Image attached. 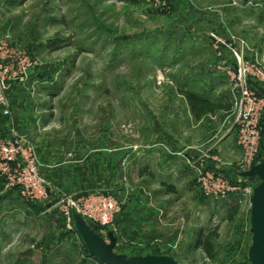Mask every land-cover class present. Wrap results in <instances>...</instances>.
I'll use <instances>...</instances> for the list:
<instances>
[{"label":"rangeland","instance_id":"374dc122","mask_svg":"<svg viewBox=\"0 0 264 264\" xmlns=\"http://www.w3.org/2000/svg\"><path fill=\"white\" fill-rule=\"evenodd\" d=\"M0 37L37 63L8 80L13 122L0 114V264H103L80 221L128 258L249 262L252 206L206 198L196 166L241 161L222 143L223 69L236 53L264 67V0H0ZM182 92L230 109L197 121ZM30 148L41 181L23 188ZM214 232L209 258L197 242Z\"/></svg>","mask_w":264,"mask_h":264},{"label":"built area","instance_id":"2783aa9c","mask_svg":"<svg viewBox=\"0 0 264 264\" xmlns=\"http://www.w3.org/2000/svg\"><path fill=\"white\" fill-rule=\"evenodd\" d=\"M235 57L236 61L223 69L229 78L233 97L230 129L227 133L235 135L238 147L242 151V158L237 167L233 168L230 177L208 170L199 163L196 166L197 182L206 198L222 200L238 196L240 203L248 202L252 206V197L257 186L250 178H242L239 174L248 172L264 158V96L252 85L256 83L264 87V67L257 63L255 65L247 63L238 53ZM36 65L29 55L21 52L16 45L10 44L6 38L0 37V114L11 123L13 122L9 97L11 85H8V80H15L19 75L26 78L27 72ZM29 150L30 153L25 155L24 166L20 165L23 170L22 174H19V185L24 186L23 188H36V182L40 180L38 161L35 151L31 148ZM14 159L8 160L11 162ZM111 203L104 202L98 211V215L105 221H109L120 211L117 203Z\"/></svg>","mask_w":264,"mask_h":264},{"label":"water","instance_id":"95a60500","mask_svg":"<svg viewBox=\"0 0 264 264\" xmlns=\"http://www.w3.org/2000/svg\"><path fill=\"white\" fill-rule=\"evenodd\" d=\"M252 85L264 96V88L262 86L256 83H252ZM239 176L250 179L256 178L260 181L252 197L251 226L253 243L250 249L249 262L241 264H264V158L260 164L254 166L248 172L239 174ZM78 223V230L84 237L88 251L103 264H180L169 256H138L128 258L124 255H118L114 251V239L113 243L108 245L93 233L84 222L80 221Z\"/></svg>","mask_w":264,"mask_h":264},{"label":"trees","instance_id":"16d2710c","mask_svg":"<svg viewBox=\"0 0 264 264\" xmlns=\"http://www.w3.org/2000/svg\"><path fill=\"white\" fill-rule=\"evenodd\" d=\"M185 97L191 112L195 118V120L200 121L207 114H215L218 110H228L230 109L229 105H224L222 103H216L210 101L206 98H203L193 92H182ZM239 207L234 208L232 213L227 218L228 221H232L234 217L238 214ZM218 238L216 232L210 233L207 235L201 234L198 237V247L202 249L209 258L213 257L214 244L213 241Z\"/></svg>","mask_w":264,"mask_h":264},{"label":"crops","instance_id":"0c3cea01","mask_svg":"<svg viewBox=\"0 0 264 264\" xmlns=\"http://www.w3.org/2000/svg\"><path fill=\"white\" fill-rule=\"evenodd\" d=\"M4 121L8 122L9 120L7 118H4ZM222 143H225V144L226 143H230V166H231V162H232L231 160L235 158L236 154L242 155V151H241L240 148L238 149L237 147H234L235 144H237L235 135H229V136L225 137L223 139ZM221 147H222V145L219 146L218 149H220ZM211 167H212L213 171H215V172H219V173L226 172V173H229L228 171H225V169H223L219 163H215V164L211 163ZM232 173H233V168L230 167V175Z\"/></svg>","mask_w":264,"mask_h":264}]
</instances>
